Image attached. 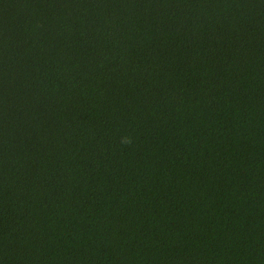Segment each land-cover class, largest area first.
Returning a JSON list of instances; mask_svg holds the SVG:
<instances>
[{
    "label": "trees",
    "instance_id": "trees-1",
    "mask_svg": "<svg viewBox=\"0 0 264 264\" xmlns=\"http://www.w3.org/2000/svg\"><path fill=\"white\" fill-rule=\"evenodd\" d=\"M0 264H264V0H0Z\"/></svg>",
    "mask_w": 264,
    "mask_h": 264
}]
</instances>
